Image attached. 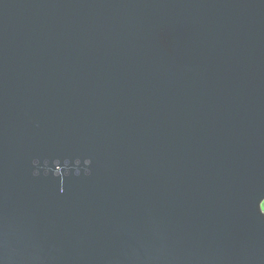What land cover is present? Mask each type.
I'll return each mask as SVG.
<instances>
[{
    "label": "water",
    "instance_id": "water-1",
    "mask_svg": "<svg viewBox=\"0 0 264 264\" xmlns=\"http://www.w3.org/2000/svg\"><path fill=\"white\" fill-rule=\"evenodd\" d=\"M264 0H0V264H264Z\"/></svg>",
    "mask_w": 264,
    "mask_h": 264
},
{
    "label": "rangeland",
    "instance_id": "rangeland-1",
    "mask_svg": "<svg viewBox=\"0 0 264 264\" xmlns=\"http://www.w3.org/2000/svg\"><path fill=\"white\" fill-rule=\"evenodd\" d=\"M263 205H264V203H263Z\"/></svg>",
    "mask_w": 264,
    "mask_h": 264
}]
</instances>
